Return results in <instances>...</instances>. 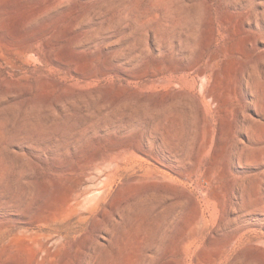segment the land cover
I'll return each mask as SVG.
<instances>
[{"label":"rangeland","instance_id":"rangeland-1","mask_svg":"<svg viewBox=\"0 0 264 264\" xmlns=\"http://www.w3.org/2000/svg\"><path fill=\"white\" fill-rule=\"evenodd\" d=\"M0 264H264V0H0Z\"/></svg>","mask_w":264,"mask_h":264},{"label":"bare ground","instance_id":"bare-ground-1","mask_svg":"<svg viewBox=\"0 0 264 264\" xmlns=\"http://www.w3.org/2000/svg\"><path fill=\"white\" fill-rule=\"evenodd\" d=\"M200 189H201V186H200ZM102 199H103V195H99V198H97L96 201H97V202H100ZM80 220L82 221V219H80ZM81 221H80V222H81Z\"/></svg>","mask_w":264,"mask_h":264}]
</instances>
